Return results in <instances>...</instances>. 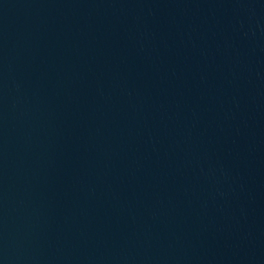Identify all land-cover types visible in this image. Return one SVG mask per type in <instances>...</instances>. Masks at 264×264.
Returning <instances> with one entry per match:
<instances>
[{
    "label": "water",
    "instance_id": "obj_1",
    "mask_svg": "<svg viewBox=\"0 0 264 264\" xmlns=\"http://www.w3.org/2000/svg\"><path fill=\"white\" fill-rule=\"evenodd\" d=\"M0 264H264V0H0Z\"/></svg>",
    "mask_w": 264,
    "mask_h": 264
}]
</instances>
